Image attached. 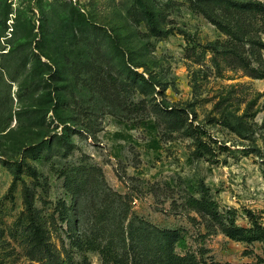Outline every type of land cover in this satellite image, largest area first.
I'll return each instance as SVG.
<instances>
[{"label":"rangeland","instance_id":"374dc122","mask_svg":"<svg viewBox=\"0 0 264 264\" xmlns=\"http://www.w3.org/2000/svg\"><path fill=\"white\" fill-rule=\"evenodd\" d=\"M230 1L0 0V264H44L35 228L76 264H170L179 233L264 264L225 232L264 223V78L227 53L264 73V0Z\"/></svg>","mask_w":264,"mask_h":264},{"label":"trees","instance_id":"16d2710c","mask_svg":"<svg viewBox=\"0 0 264 264\" xmlns=\"http://www.w3.org/2000/svg\"><path fill=\"white\" fill-rule=\"evenodd\" d=\"M253 4L254 3L250 2L238 3L234 1L232 6H237L245 10L247 8L251 9ZM145 13L148 14L149 25L155 29V18L153 13L149 9L145 10ZM227 53L231 60L236 59L238 61L240 67H242L248 75L254 76L255 78H264L263 72H260L256 68L250 67L247 60L239 56L238 53L234 52L233 50L228 51ZM58 92L59 91L57 90H53L51 92L52 100L56 105H59L63 100L62 96H60ZM195 131H199V133H201L199 129H195ZM203 147L206 148L208 145L206 143L202 144L201 142L199 150H201ZM198 191L202 190L199 189ZM191 199L192 200L189 205L196 207L198 210L207 214L208 216H211L215 219L227 217L225 214L220 212L217 202L213 200L209 193H204V190L200 198L195 199L191 197ZM226 213L229 215L227 218V226L225 225V232L229 238L244 242H264V223L261 222L258 217H256V215L249 213L251 218V227L246 228L236 224V218L234 215L235 212H233V210H228ZM33 233L38 236V242L32 247V251L38 253L39 261L44 262V264H76L72 254L67 251L66 255L62 256L60 251L50 244V237L47 238L40 234L39 228L33 229ZM172 233H179V231L175 230ZM169 242L171 245L170 247L173 249L166 255V259L170 261V264H202L201 258H197V255L194 252L187 251L184 255L178 253L175 254L176 247H180L182 249L187 248V238L184 234L179 233L173 237H169Z\"/></svg>","mask_w":264,"mask_h":264}]
</instances>
